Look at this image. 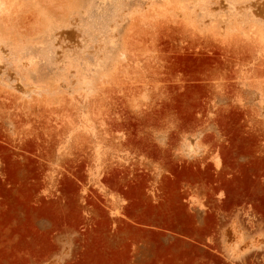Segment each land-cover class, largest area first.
Masks as SVG:
<instances>
[{"label":"rangeland","instance_id":"rangeland-1","mask_svg":"<svg viewBox=\"0 0 264 264\" xmlns=\"http://www.w3.org/2000/svg\"><path fill=\"white\" fill-rule=\"evenodd\" d=\"M0 264H264V0H0Z\"/></svg>","mask_w":264,"mask_h":264}]
</instances>
